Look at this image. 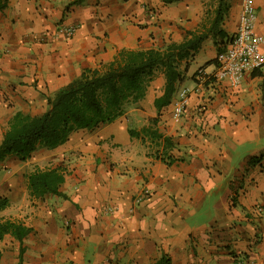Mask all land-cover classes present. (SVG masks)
Segmentation results:
<instances>
[{
	"label": "crops",
	"instance_id": "crops-1",
	"mask_svg": "<svg viewBox=\"0 0 264 264\" xmlns=\"http://www.w3.org/2000/svg\"><path fill=\"white\" fill-rule=\"evenodd\" d=\"M206 1L8 0L0 10V139L15 112L42 114L47 96L84 68L121 49L181 41L199 27ZM252 3L264 52V0ZM239 9L240 0H230L229 37ZM58 24L77 29L44 42ZM220 50L210 37L201 43L172 99L194 85L198 68L214 70ZM163 84L158 71L144 98L113 121L76 130L25 161H0V197L9 201L0 219L31 228L21 242L0 239V264H152L163 253L171 264H264V66L236 87L209 78L180 118L171 116V103L155 108ZM152 118L175 144L170 164L128 133ZM58 166L65 196H31L27 174Z\"/></svg>",
	"mask_w": 264,
	"mask_h": 264
},
{
	"label": "trees",
	"instance_id": "trees-1",
	"mask_svg": "<svg viewBox=\"0 0 264 264\" xmlns=\"http://www.w3.org/2000/svg\"><path fill=\"white\" fill-rule=\"evenodd\" d=\"M176 1L180 0H163L164 3ZM7 3L8 0H0V10ZM208 5L199 27L186 31L181 41L169 40L162 48L121 49L111 61L84 68L78 76L47 96L48 107L42 114L15 112L0 139V161L9 156L25 161L39 147L54 149L65 143L76 130H89L113 121L128 105L144 98L158 71L163 73L164 84L153 104L159 110L171 103L176 84L201 43L210 37L222 51L230 40L223 29L230 0H212ZM128 133L142 142L147 139L154 144L157 147L155 157L167 164L176 159L170 153L175 144L157 130L156 118L139 129L129 128ZM255 161L256 157H252L250 163ZM26 178L31 196L42 197L47 193L65 196L59 191L64 180L63 167L36 169ZM8 203L7 197H0V210ZM30 231L31 228L20 221L0 219V239L10 234L21 242ZM22 250L20 248V254ZM152 264H171L170 257L163 253Z\"/></svg>",
	"mask_w": 264,
	"mask_h": 264
},
{
	"label": "built area",
	"instance_id": "built-area-1",
	"mask_svg": "<svg viewBox=\"0 0 264 264\" xmlns=\"http://www.w3.org/2000/svg\"><path fill=\"white\" fill-rule=\"evenodd\" d=\"M256 20L257 14L252 0H240L236 31L230 37L226 48L217 54L214 70L207 73L198 68L194 74V85L184 86L176 92L170 108L173 118H180L183 115L191 93L197 92L209 78L225 80L231 87H236L245 72L264 66V52L261 48L263 36L256 32ZM76 29L75 24H59L50 36L53 39L61 36L71 37ZM257 210L262 211V208L258 207Z\"/></svg>",
	"mask_w": 264,
	"mask_h": 264
},
{
	"label": "rangeland",
	"instance_id": "rangeland-1",
	"mask_svg": "<svg viewBox=\"0 0 264 264\" xmlns=\"http://www.w3.org/2000/svg\"><path fill=\"white\" fill-rule=\"evenodd\" d=\"M212 2V0H207L206 1V6L208 5V4H210ZM59 25V24H58ZM57 25V26H58ZM42 38V40H45L44 42H47L49 39H51V37L48 35V34H45L44 36H42L41 37Z\"/></svg>",
	"mask_w": 264,
	"mask_h": 264
}]
</instances>
